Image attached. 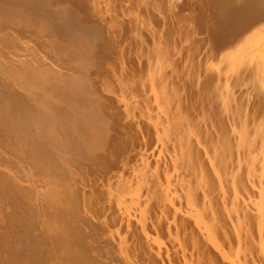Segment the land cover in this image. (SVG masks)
Here are the masks:
<instances>
[{
	"label": "bare ground",
	"instance_id": "6f19581e",
	"mask_svg": "<svg viewBox=\"0 0 264 264\" xmlns=\"http://www.w3.org/2000/svg\"><path fill=\"white\" fill-rule=\"evenodd\" d=\"M0 264H264V0H0Z\"/></svg>",
	"mask_w": 264,
	"mask_h": 264
}]
</instances>
